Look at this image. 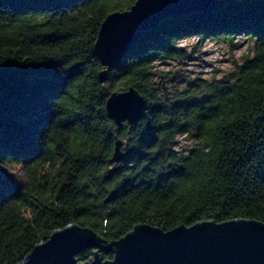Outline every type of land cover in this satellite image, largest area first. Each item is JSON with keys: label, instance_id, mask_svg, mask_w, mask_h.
<instances>
[{"label": "trees", "instance_id": "trees-1", "mask_svg": "<svg viewBox=\"0 0 264 264\" xmlns=\"http://www.w3.org/2000/svg\"><path fill=\"white\" fill-rule=\"evenodd\" d=\"M133 1L0 0V264L23 259L68 222L111 240L138 221L167 229L264 220V0H222L160 18L138 31L102 82L93 48L100 23ZM239 33L253 49L231 73L159 91L154 60L189 56L177 39L234 45ZM129 85L143 95V111L116 126L105 100ZM178 133L197 140L177 149ZM116 135L125 154L112 161ZM11 162L22 169L10 174Z\"/></svg>", "mask_w": 264, "mask_h": 264}, {"label": "water", "instance_id": "water-1", "mask_svg": "<svg viewBox=\"0 0 264 264\" xmlns=\"http://www.w3.org/2000/svg\"><path fill=\"white\" fill-rule=\"evenodd\" d=\"M222 0H134L128 7L109 11L100 23L93 43L102 67L98 78L104 82L109 66L131 47L138 31L152 27L168 15L209 6ZM144 97L129 85L113 89L105 100L107 115L116 126L127 120L135 123L142 114ZM122 138L116 135L112 161L124 157ZM114 195L110 190L105 200ZM91 247L84 260L76 253ZM113 251L103 258L100 250ZM14 264H264V220L233 217L223 220L201 219L163 228L138 221L117 238L107 240L92 226L68 222L38 240L23 259Z\"/></svg>", "mask_w": 264, "mask_h": 264}, {"label": "rangeland", "instance_id": "rangeland-1", "mask_svg": "<svg viewBox=\"0 0 264 264\" xmlns=\"http://www.w3.org/2000/svg\"><path fill=\"white\" fill-rule=\"evenodd\" d=\"M236 44L232 45L223 38L214 39L205 37L200 39L197 35L184 36L176 40V43L182 44L189 52L186 58H167L164 61L154 60V66L158 71L154 80L159 91L166 94L173 93L175 88H180L185 81L193 77H212L231 73L236 64L242 59V55L251 52L253 41L244 33L236 34ZM177 149L185 151L197 140L191 134H176ZM123 147V143H122ZM11 172L22 169V164L11 162L7 166Z\"/></svg>", "mask_w": 264, "mask_h": 264}]
</instances>
